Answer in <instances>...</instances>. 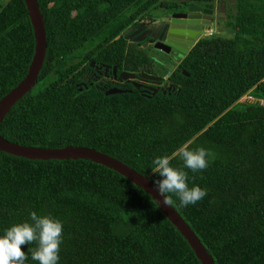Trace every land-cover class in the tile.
<instances>
[{"label":"trees","instance_id":"trees-1","mask_svg":"<svg viewBox=\"0 0 264 264\" xmlns=\"http://www.w3.org/2000/svg\"><path fill=\"white\" fill-rule=\"evenodd\" d=\"M37 2L44 60L35 85L3 117L0 135L37 147H92L154 182L163 179L152 171L157 156L184 144L210 150L206 170L184 169L189 187L207 195L183 208L173 196L174 208L214 264H264V0H233L224 25L231 35L199 37L178 64L162 67L171 71L170 89L147 94L126 82L105 94L82 81L76 60L149 70L148 52L123 31L158 11L214 8L217 0ZM33 53L24 0H0V98L24 77ZM171 166L184 167L179 157ZM33 211L63 224L58 264H201L152 197L113 169L0 150V236L31 223ZM21 247L25 264H39L31 259L35 243Z\"/></svg>","mask_w":264,"mask_h":264},{"label":"water","instance_id":"water-1","mask_svg":"<svg viewBox=\"0 0 264 264\" xmlns=\"http://www.w3.org/2000/svg\"><path fill=\"white\" fill-rule=\"evenodd\" d=\"M30 23L33 29L34 36V53L28 65V69L24 77L6 94L0 98V123L8 112L10 107L27 91H29L36 82L37 75L42 66L45 49L46 35L44 28V19L40 12L37 0H24ZM215 10L214 8L202 7L197 4L189 3L185 6L184 11L160 12L156 19L148 24H139L136 27L131 25L123 31L125 37H129L139 32L140 35L135 37V40H142L145 36L141 35L145 31H156L158 36L151 34L153 39L157 38L160 43L155 44V48L169 52L173 50L178 53H187L195 44L196 39L204 29L211 27ZM164 36V37H162ZM163 46L168 47V50ZM161 62L160 60H157ZM115 73V67L113 68ZM187 75V73L184 72ZM118 78L121 80L131 81L135 78V73L132 71H120ZM140 78L151 80L156 87H149V90L154 93L158 89V84L164 80L163 77L143 73ZM169 89L172 85L171 80H166L163 86ZM139 86V84H136ZM162 89V88H161ZM121 91L116 87L107 88L105 94H113ZM0 150L21 156L29 159H89L95 163L102 164L106 167L118 172L130 182L141 187L148 193L153 201L158 205L161 212L167 219L177 228L181 235L191 246L194 254L199 259L201 264H214L211 254H209L201 243L198 236L185 222L177 210L173 207L166 206L163 203V196L159 193L156 183L147 175H143L131 168L121 160L110 156L107 153L96 150L87 146L65 145L63 147H37L30 145H22L16 142L8 141L0 135Z\"/></svg>","mask_w":264,"mask_h":264},{"label":"clouds","instance_id":"clouds-1","mask_svg":"<svg viewBox=\"0 0 264 264\" xmlns=\"http://www.w3.org/2000/svg\"><path fill=\"white\" fill-rule=\"evenodd\" d=\"M168 72L170 74L171 71H167L163 76L165 81L168 80ZM247 97L254 99L250 95ZM211 156L210 150L203 147L193 150L189 144H184L170 156H157L153 160V173L163 177L155 183L166 206L171 208L176 206L173 196L179 200L178 206L183 208L195 205L207 195V189H202L199 186L189 187L188 173L184 169H189L192 172L206 170L211 163ZM176 157L182 159L183 168L171 166V161ZM30 218L31 223L15 224L7 229L3 236H0V264H25L28 257L21 246L33 243L36 244L35 249L31 250L33 261H37L39 264H58L60 246L63 242L62 222L50 215L38 216L35 211L30 213Z\"/></svg>","mask_w":264,"mask_h":264},{"label":"flooded vegetation","instance_id":"flooded-vegetation-1","mask_svg":"<svg viewBox=\"0 0 264 264\" xmlns=\"http://www.w3.org/2000/svg\"><path fill=\"white\" fill-rule=\"evenodd\" d=\"M216 5L214 7L215 12H217L218 10ZM184 10H185V7L182 6V7H179L175 11H184ZM160 12L162 11H159V13ZM154 20H155V17L149 18L148 20L145 19V20L140 21L141 22L140 24H148ZM136 26L137 25H135V27ZM139 33L133 34L127 37V40L130 43L136 44L138 48H143V49L148 48L147 50H149L148 52L150 53L152 57L151 63L153 66L149 70L132 71L135 73V78L133 80L128 81V80L119 79L118 75L120 71H117L116 65L109 66L108 64L103 63L102 61H96L94 59H90L89 61L84 60L82 62H79V59H77L76 60L77 68L75 69V72L80 74V77L82 81H84V83L88 85H96V87H100L104 91L110 87H116L121 90L123 88L122 85L126 82V83H131L132 85L134 84L135 86L136 84H139V86H136V87H138L142 91L143 94H147L151 92L149 90V87H156V85L153 84L151 80H148L147 78H140V75L143 73H146L150 75H156V76L163 77L165 74H163L162 67L169 65V61L171 59H175V61L180 60L183 55L181 56L178 52H175L173 50H170L169 52H165L163 50L155 48L154 47L155 44L160 43V42L157 40V38L153 39L151 37V34H154V36L157 37L158 33L156 31L152 32V30H150V31L143 32L141 35L145 37L142 40L137 41L135 40V37L140 35ZM163 47L168 50V47L166 46H163ZM157 60H160L161 62H158ZM161 63L163 64L162 66H161ZM155 64H158L160 66L158 67ZM114 67H115V73L113 71ZM164 82L165 80H162L157 85L158 86L157 90L164 92L165 90L170 89V88L169 89L167 88L168 85L163 86Z\"/></svg>","mask_w":264,"mask_h":264},{"label":"rangeland","instance_id":"rangeland-1","mask_svg":"<svg viewBox=\"0 0 264 264\" xmlns=\"http://www.w3.org/2000/svg\"><path fill=\"white\" fill-rule=\"evenodd\" d=\"M232 3H233V0H217V12H215L214 14V18H213V22L211 24V28L212 30L214 31V34H220V35H223V36H229L231 35V33L229 32V30L224 26L225 25V20H226V16H225V12L226 10H228L231 6H232ZM159 12V11H158ZM156 13V12H155ZM148 48H145V51L148 52L149 50H147ZM149 54V59L152 60V57L150 55V53L148 52ZM181 56L183 55V53H179ZM157 65L158 67L160 65L158 64H155ZM163 64L161 63V66ZM174 65H176V61L175 59H171L169 61V65H166L164 66L165 68H172ZM157 67V68H158ZM248 96V95H246ZM246 96L243 97L242 100L244 101H252L253 99L247 97ZM250 97L254 98V99H257L255 98L254 96L250 95Z\"/></svg>","mask_w":264,"mask_h":264},{"label":"built area","instance_id":"built-area-1","mask_svg":"<svg viewBox=\"0 0 264 264\" xmlns=\"http://www.w3.org/2000/svg\"><path fill=\"white\" fill-rule=\"evenodd\" d=\"M214 33V31L212 30V28H208V29H204L201 34L198 36L199 37H203V36H210ZM197 38V39H198ZM169 74V72L167 73V75Z\"/></svg>","mask_w":264,"mask_h":264},{"label":"crops","instance_id":"crops-1","mask_svg":"<svg viewBox=\"0 0 264 264\" xmlns=\"http://www.w3.org/2000/svg\"><path fill=\"white\" fill-rule=\"evenodd\" d=\"M178 61H179V60H178ZM178 61H176V64H178ZM174 66H175V65H174ZM174 66H173V67H174Z\"/></svg>","mask_w":264,"mask_h":264}]
</instances>
